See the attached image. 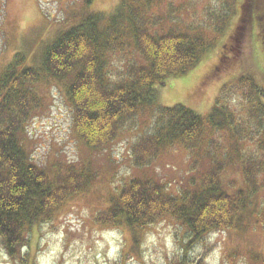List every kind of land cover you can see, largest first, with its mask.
Segmentation results:
<instances>
[{
  "label": "trees",
  "instance_id": "1",
  "mask_svg": "<svg viewBox=\"0 0 264 264\" xmlns=\"http://www.w3.org/2000/svg\"><path fill=\"white\" fill-rule=\"evenodd\" d=\"M84 1L87 6L92 2ZM154 1L121 0L107 17L88 15L46 47L39 69L18 70V61L0 75V242L9 258L25 264L20 253L27 246L29 228L51 220L66 197L80 192L88 180L82 170L68 167L65 176L54 181L24 148L26 128L39 107L34 87L42 76L71 80L66 95L73 129L88 150L111 143L141 110L156 109V127L131 148L138 168L149 166L163 148L175 144L196 152L205 142L206 130L226 133L233 150L222 152L209 139L206 143L214 154L207 151V171L190 178L179 197L168 194L163 184L131 179L96 215L99 225L125 230L133 241L163 217L174 220L186 234L187 243L184 253L170 264H204L206 255L189 258L188 248L202 244L209 234L241 225L249 199L260 192L256 176L264 173V90L252 73H244L222 86L205 117L182 105L160 108L156 87L189 73L210 49L202 35L156 31L161 19L147 15H151ZM241 12V21H250L257 28L264 49V0H244ZM232 40L236 43V38ZM233 46L222 45L214 70L225 67L224 59L230 60ZM234 93L245 98L247 121H241L228 106ZM244 126L250 130L244 131ZM254 136L259 151L255 159L243 147L238 149L240 143H247L244 141L253 142ZM231 152L241 166L245 184V189L233 194L223 188L221 178Z\"/></svg>",
  "mask_w": 264,
  "mask_h": 264
},
{
  "label": "rangeland",
  "instance_id": "2",
  "mask_svg": "<svg viewBox=\"0 0 264 264\" xmlns=\"http://www.w3.org/2000/svg\"><path fill=\"white\" fill-rule=\"evenodd\" d=\"M230 1L233 0L152 2L151 15H147H158L157 20L162 21L156 31L202 35L210 49L189 73L156 87L160 108L182 105L205 117L222 86L244 73H252L264 90V49L257 28L250 21H241L244 0ZM120 3L121 0H92L87 6L84 0H0V75L18 61V70L39 69L46 47L62 33L88 15L107 17ZM234 33H240L239 37ZM224 44L235 45L231 58L224 59L225 67L214 70ZM70 82L42 76L35 84L39 107L26 128L24 148L50 179L56 181L65 176L68 167H74L82 170L88 180L80 192L66 197L51 220L29 228L21 257L25 264H114L122 259V264H170L184 253L187 243L186 234L174 220L163 217L148 227L138 241H133L125 230L99 225L96 215L131 179L163 184L168 194L179 197L190 178L207 171L209 142L213 140L222 152L233 150L228 136L223 131L206 130L205 142L196 152L175 144L163 148L149 166L138 168L133 164L131 148L156 127V109L141 110L111 143L88 150L73 129L66 95ZM227 103L241 121H247L244 97L234 93ZM244 127V131L250 130ZM255 139L256 136L253 142L238 145L254 159L259 154ZM230 154L221 178L223 188L233 194L245 189V184L235 153ZM256 181L260 192L249 199L241 213V225L207 235L202 244L188 248L189 258L204 254V264H264V173L257 175ZM17 259L9 258L0 242V264H21Z\"/></svg>",
  "mask_w": 264,
  "mask_h": 264
}]
</instances>
